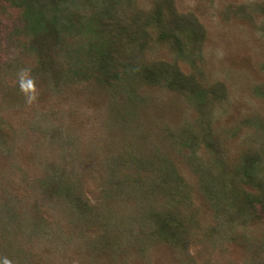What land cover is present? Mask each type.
I'll return each instance as SVG.
<instances>
[{"label":"rangeland","instance_id":"rangeland-1","mask_svg":"<svg viewBox=\"0 0 264 264\" xmlns=\"http://www.w3.org/2000/svg\"><path fill=\"white\" fill-rule=\"evenodd\" d=\"M0 257L264 264V0H0Z\"/></svg>","mask_w":264,"mask_h":264},{"label":"clouds","instance_id":"clouds-1","mask_svg":"<svg viewBox=\"0 0 264 264\" xmlns=\"http://www.w3.org/2000/svg\"><path fill=\"white\" fill-rule=\"evenodd\" d=\"M20 89L24 93L26 103L33 104L37 101V88L35 81L30 76L28 69L22 70L18 74ZM0 264H11L7 257H0Z\"/></svg>","mask_w":264,"mask_h":264}]
</instances>
